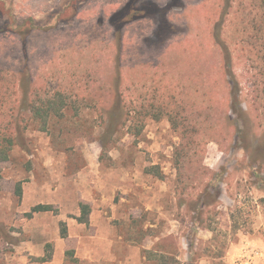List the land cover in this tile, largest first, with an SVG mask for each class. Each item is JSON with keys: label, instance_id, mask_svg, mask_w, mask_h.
Returning <instances> with one entry per match:
<instances>
[{"label": "rangeland", "instance_id": "1", "mask_svg": "<svg viewBox=\"0 0 264 264\" xmlns=\"http://www.w3.org/2000/svg\"><path fill=\"white\" fill-rule=\"evenodd\" d=\"M5 135L0 264H264V0H0Z\"/></svg>", "mask_w": 264, "mask_h": 264}, {"label": "trees", "instance_id": "2", "mask_svg": "<svg viewBox=\"0 0 264 264\" xmlns=\"http://www.w3.org/2000/svg\"><path fill=\"white\" fill-rule=\"evenodd\" d=\"M131 7H132V3H129V5L125 9L122 8L118 12V14L115 16V20H113L116 23L115 26L119 32H120L121 27H123V26H125L131 22H134L138 19H144L143 16L146 15V14H141L140 16H138L137 10L135 11ZM117 76H118L117 78L120 79L121 76L119 75L118 72H117ZM121 107L123 108V104ZM39 113H40L39 109H36V116ZM239 114H240V116H245V113L242 110L239 112ZM38 117H39V115H38ZM109 119H110V125H109L108 131L115 130L116 122L119 123V121L122 120V117H121V114L120 115L118 114L117 116L116 115H109ZM233 128H234V126H233ZM175 130L177 131V126H176ZM187 132L188 131H185V130H183V132H182L181 147H183V143H185V141H186V138H187L186 133ZM190 133H192V132H190ZM14 143H15V140L12 139L11 136H9V135L2 136V138L0 139V161H3V162L7 161L9 151L12 148V146L14 145ZM184 147H188V146H184ZM17 191H18V194L21 195L20 188H18ZM215 199L216 200L218 199V195H216ZM215 204H216V202H215ZM80 210H81V215L76 219L77 222L80 224L88 225L89 215H90V207L85 203H81L80 204ZM50 211H52V208L50 205H37V206L32 208L31 212L28 215H29V217H31L33 214L45 213V212H50ZM60 235H61V238H66L68 236L67 235V227H66L65 223H61ZM48 259H49V257L42 259V261L45 262Z\"/></svg>", "mask_w": 264, "mask_h": 264}, {"label": "crops", "instance_id": "3", "mask_svg": "<svg viewBox=\"0 0 264 264\" xmlns=\"http://www.w3.org/2000/svg\"><path fill=\"white\" fill-rule=\"evenodd\" d=\"M111 27H112V25H111ZM35 196H38V195L36 194ZM26 199H27V196H26V192H25L22 204L25 205L27 203ZM29 204L30 205H28V207H26V208L24 207V211H30L31 212L32 208L37 206V205H46V204H44V201H41V200L33 201V202L29 203ZM51 208H52V211L45 212V213L34 214V217L35 218L42 217L44 215H47L48 213H52L53 212V206H51ZM91 218H90V220H91ZM36 225L39 226L40 229H41L40 233H38L39 236H40V240L38 242H42V244H44V225L43 224H40V225L36 224ZM66 225H67V228H68V232H67L68 239H71L72 237H79L80 235L78 236V235L72 233V230H74V231L76 230L78 232H81V231H83V227L85 226L84 224H79V223H77L75 221H68ZM32 240H33V238H32ZM65 240L66 239H61L60 237H56V238L53 239V241H55L57 244L58 243H62V241H65ZM51 263H54V258L52 259Z\"/></svg>", "mask_w": 264, "mask_h": 264}, {"label": "flooded vegetation", "instance_id": "4", "mask_svg": "<svg viewBox=\"0 0 264 264\" xmlns=\"http://www.w3.org/2000/svg\"><path fill=\"white\" fill-rule=\"evenodd\" d=\"M112 20H113V18L111 17V19H110V24L112 25Z\"/></svg>", "mask_w": 264, "mask_h": 264}]
</instances>
